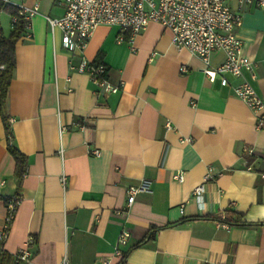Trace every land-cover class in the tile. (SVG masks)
Segmentation results:
<instances>
[{"label": "crops", "instance_id": "1", "mask_svg": "<svg viewBox=\"0 0 264 264\" xmlns=\"http://www.w3.org/2000/svg\"><path fill=\"white\" fill-rule=\"evenodd\" d=\"M7 1L38 13L14 47L6 124L0 114V228L3 197H21L0 264H17L28 237L35 242L25 264H264V127L234 97L240 80L209 83L202 61L155 23L120 44L117 27L99 26L83 53L70 55L46 20L62 17L60 0ZM256 1L264 0L243 6L236 34L264 100V7ZM238 2L228 5L235 11ZM11 17L0 13L4 37ZM81 58L102 64L120 91L95 88L76 70ZM223 60L211 56L213 66ZM9 147L24 158L22 172ZM131 187L139 192L128 205ZM122 230L129 238L118 258Z\"/></svg>", "mask_w": 264, "mask_h": 264}, {"label": "built area", "instance_id": "2", "mask_svg": "<svg viewBox=\"0 0 264 264\" xmlns=\"http://www.w3.org/2000/svg\"><path fill=\"white\" fill-rule=\"evenodd\" d=\"M7 3V0H0ZM233 0H60L64 14L59 19L46 18L51 31L61 32V43L70 55L82 54L91 39L94 30L99 26H115L118 28L117 43L128 42L146 30L150 23H155L169 31L171 44L176 49H185L190 55L199 58L203 63L202 73L209 83L216 79L222 87L230 86L229 78L240 80L231 86L234 97L242 101L254 114L256 126L264 127V100L255 93L251 80H254L256 65L248 57L242 55V42L236 31L241 23V10L244 5L253 0H239L238 7L233 11L228 3ZM256 6L264 7V1H256ZM17 15L11 17V26L22 17L25 26H29V19L38 11L36 7L17 6ZM215 52H222L224 60L218 66H213L211 56ZM152 55H155L153 53ZM3 67H0L2 70ZM78 73L89 76L92 84L104 93H117L122 87L111 85L106 78V69L102 64L94 65L81 58L76 68ZM180 72H186L182 67ZM248 73L250 80L242 79ZM169 128L170 125H167ZM60 128V133L66 131ZM92 155L98 156L99 151L92 149ZM208 173L204 180L209 179ZM174 179L183 180L182 173H176ZM64 182V179H62ZM2 185L4 182L1 183ZM137 188L127 190V204L130 205ZM202 186L193 190V198L201 195ZM4 216L0 228V242L5 241L12 226L15 213L21 203L19 195L3 197ZM222 217L219 227L227 228L228 222ZM129 238L127 231L122 230L117 238L114 256L122 258L120 247L126 245ZM33 237H28L24 248L14 254L15 263L28 262L34 244ZM103 261L102 264H107ZM60 264H66L63 260Z\"/></svg>", "mask_w": 264, "mask_h": 264}, {"label": "trees", "instance_id": "3", "mask_svg": "<svg viewBox=\"0 0 264 264\" xmlns=\"http://www.w3.org/2000/svg\"><path fill=\"white\" fill-rule=\"evenodd\" d=\"M1 12H7L11 16L17 15V9L15 7L9 6L2 1H0V13ZM25 28V21L22 17H18L17 22L12 25V30L7 37L3 36L0 29V67H3V69L0 70V114L5 124L6 118L4 110L7 89L11 80L12 71L14 69V47L16 42L22 36ZM9 152L16 162L18 172H22L25 165L24 158L16 150L11 149V147H9ZM153 236V233H151L150 236L145 238V240L151 239Z\"/></svg>", "mask_w": 264, "mask_h": 264}]
</instances>
